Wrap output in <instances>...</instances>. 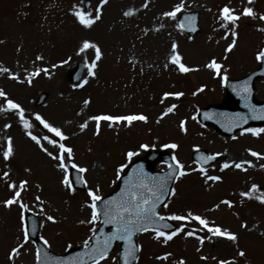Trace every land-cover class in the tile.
<instances>
[{"label": "rangeland", "instance_id": "374dc122", "mask_svg": "<svg viewBox=\"0 0 264 264\" xmlns=\"http://www.w3.org/2000/svg\"><path fill=\"white\" fill-rule=\"evenodd\" d=\"M147 2L148 7L144 8L145 0H108L102 9L101 20L91 29H85L73 17V5L94 14L99 0H0V41H3L0 43V66L11 68L23 79L24 70L32 71L35 57L43 55L44 61H37L36 66L50 71V78L41 74L30 86L0 76V89L25 108L34 135L51 136L32 118L33 113H39L62 128L68 136L64 143L74 150L72 162L88 169L83 174L88 183L82 191L75 189L73 193L66 189L60 183L62 173L55 166L57 162L41 152L24 134L18 118L10 112L0 113V145L7 136L13 137L16 154L7 165L0 159V176L10 169L12 180L17 183L21 179L29 181L28 190L22 193L23 202L29 206L25 214L35 213L40 221L39 236L48 241L47 246L52 252L63 254L69 248L84 245V240H89L99 223V219L95 224L80 223L91 219V209L85 206L90 202L88 189L95 191L98 188L97 194L101 197L113 191L117 169L130 162L125 155L128 151L137 153L134 159L147 149H164L175 155L189 174L175 179L171 189H175L176 194L170 193L166 201L168 207H160L159 213L163 216L186 215L192 211L210 223L234 232L238 243L214 237L211 241L206 238L200 245L195 237L186 238L181 233L165 245L152 239L151 232L140 233L137 244L142 247L134 264H176L180 259L186 264H217L221 259L234 260L235 264H264V205L239 196L253 183L260 188L257 195L264 193V169L260 168L264 160L251 157L246 151L252 149L264 153V134L259 137L250 133L241 135L242 130L232 136H223L214 127L201 125L196 118L199 108L208 103H221L225 95L224 82L204 64L214 57L227 70V77H241L258 67L255 54L264 48V31H260L264 29V21L242 17L237 22V47L225 53L230 39L221 38L224 29L217 20L219 8L226 3L237 11L250 6L259 15L264 14V0H253L252 5H246L245 0H184L182 12L197 11L199 14L200 30L191 39L177 27L182 12L175 20L162 17L164 11L171 10L180 0ZM128 9L135 10V15L124 17L122 13ZM154 23L159 31L152 29ZM85 39L97 43L103 57L95 69V77L88 76L86 66L81 81L71 84L68 71L78 61L85 63L87 59L90 63L94 58L93 50L76 54ZM173 41L179 46L183 62L199 71L182 74L172 65L164 68ZM65 60L68 63L61 64ZM53 64L58 67L52 68ZM85 79L87 84L82 88L75 87ZM199 88L204 90L197 91ZM165 92H183L184 95L179 99L169 97L161 104ZM43 93L45 98L37 104ZM255 98L264 100V77L255 81ZM86 99L91 101L87 106L83 103ZM173 104L177 105L174 113L157 124L161 112ZM101 113H143L148 117V123L135 122L130 128L109 129L102 122L100 135L94 136V122L90 121L88 128L80 131V123ZM182 120L186 121V133L179 129ZM6 123L11 127L5 130L3 125ZM259 128H264V124ZM42 143L56 151L46 142ZM166 143H177L179 148H165ZM141 144L148 145L147 149H141ZM197 146L211 154H223L207 167L208 174L221 176V181L205 184V178L198 171H192L198 168L191 159ZM241 159L251 160L254 167L247 172L234 168L220 171L224 162ZM25 168L31 172H25ZM156 169L164 170L165 166L158 164ZM10 196L5 181L0 180V264H36L34 242L31 239L27 243L23 241L21 224L25 223L20 219L19 207L3 206L2 202ZM36 196L42 204L36 201ZM224 199L231 201L233 207L220 204L218 209L215 208ZM47 215L53 216L56 222L48 221ZM172 222L176 227L180 225V222ZM241 224H247V228H241ZM199 227L195 221L185 222V231L197 229V235L206 237V231H199ZM21 243L24 247L20 255L9 260L11 248ZM238 250L245 251L246 256H237ZM117 251L118 247L101 264H116L117 259L112 258H117ZM168 252L172 255L167 260L156 259ZM202 256L207 259L202 260Z\"/></svg>", "mask_w": 264, "mask_h": 264}, {"label": "snow or ice", "instance_id": "6c2138e0", "mask_svg": "<svg viewBox=\"0 0 264 264\" xmlns=\"http://www.w3.org/2000/svg\"><path fill=\"white\" fill-rule=\"evenodd\" d=\"M108 3V0H99L98 6L95 8V13L93 14L91 11L86 10L85 8L78 7L73 5L72 15L75 20L85 29H91L97 21L101 20L102 17V9L104 5ZM246 5H252L253 0H245ZM144 8L148 7V2L145 0L143 4ZM185 8L184 0H180L179 4H176L172 7L169 11H164L162 13V17L175 20L177 18V14L181 13ZM122 15L124 17H131L135 15V10L128 9L123 11ZM242 17H250L254 19H259L260 21H264V14H257L252 7L250 6H243L239 11L232 8L229 4H224L222 7L219 8L217 20L219 22L220 28L224 29V34L221 37L224 40H229L230 42L227 43L226 47L224 48L225 53L232 52L237 47V42L239 38V34L237 32L238 21ZM197 17L195 14L185 15L183 21L178 24V28L181 30L185 29L187 25V30L189 32H196ZM160 27H163L161 25ZM155 31H159V29H155ZM260 31H264V29H260ZM145 34L147 32L145 31ZM191 39V37H189ZM3 43V41H0ZM178 44L173 41L170 46V53L166 56V63L164 64V68L167 69L169 65L174 66L175 70L179 73L186 74L192 71H199L198 68H193L187 66L183 62L182 55L178 52ZM88 50H93L94 58L89 63L87 59H85V64L88 68V76L95 77L96 72L95 69L98 66V62L102 59L103 53L99 45L95 42L90 40H83L80 44L77 55L82 53H86ZM19 51V49H17ZM226 58V57H225ZM71 57H69V60ZM255 59L260 62L264 63V48L258 49L255 54ZM44 61L43 55H37L35 60L33 61V70L28 71L27 69L24 70L25 75L23 79H21L20 75L13 72V70L6 66H0V76H5L7 79L15 81L16 83H27L29 86L32 84L33 80L36 77H39L41 74L48 76L50 78V71L48 68L38 67L36 66V62ZM131 62V61H130ZM68 63L67 60L62 61L61 64ZM52 68L58 67V65L53 64ZM204 67L210 71H212L215 76L220 77L222 82H227L228 77L226 75V69L223 68V65L218 63L217 60L213 57L209 61L204 64ZM88 81L85 79L82 83L75 85V87L82 88ZM204 89L199 88L197 91L202 92ZM236 89L234 88V91ZM251 92V89L248 87L247 81H245L239 91L238 94L242 93V100L245 101V107L249 109L251 113L250 117L238 115L235 119L239 122H246L247 119H261L264 120V109L257 110L253 105L248 103V96ZM196 93H193L195 95ZM184 95L183 92H165L160 100V103L163 104L164 100L169 97H174L179 99ZM84 105L87 106L91 103L90 100H84ZM177 105L173 104L165 108L156 123L159 124L161 120L167 117L169 114H173L174 110L176 109ZM13 113L19 121V124L22 126L24 130V134L34 142L40 149L41 152L46 154L51 160L56 161V167L62 173V179L60 183L69 191L75 192L74 182L71 179V175L69 172V168L75 169L80 175L76 178L75 183L83 184L87 186V180L85 179L84 175L88 172V169L85 167H81L75 162L74 160V150L72 147L67 146L64 141L68 140V136L65 135L64 131L61 127H57L47 121L42 115L39 113H33L32 118L42 125L44 129L47 130L49 135L37 136L34 135L31 129L33 128V124L30 122V119L25 115V108L16 100L10 98L8 93L4 89H0V113ZM195 120V117H192ZM211 115H206L205 119H211ZM94 122V136H99L101 132V123H106L109 129H115L117 127L123 126L124 128H130L135 122H142L148 123V117L143 113H131V114H124V115H112L108 113H101L97 115H91L87 117V119L79 124V129L81 132H84L88 126L89 122ZM10 124H4L3 128L6 130L10 128ZM179 129L182 132H187L186 128V121H180ZM245 133H250L254 137H259L261 134H264V128H245L241 135ZM235 139V137H233ZM46 142L47 145L52 146L53 149L56 151L49 150L48 147L45 146ZM141 149H147L148 145L141 144L139 145ZM163 147L176 150L179 148L177 143H166ZM194 151L197 153L200 152L199 147H195ZM249 156L256 158L257 160H264V153H260L254 151L252 149H246ZM16 154V148L14 145L13 137L7 136L3 141V144L0 145V159L7 165L12 158H14ZM126 158L131 161V159L137 155L135 151H128L126 154ZM223 155L222 153H215L211 155H197L196 161L199 163V167L192 169V171H198L204 178L205 184L209 181L211 182H219L222 180L221 176L218 175H209L207 168L204 165L209 164L212 161H215L217 157ZM172 163L169 164V169L171 170L169 173V178H176L179 179L185 175H188L189 172L185 171V165L180 162V160L173 155L172 156ZM70 162V163H69ZM127 167L126 164H121L120 167L117 169V178L121 172ZM254 167V164L251 160L241 159L237 161L231 162H224L220 165V171L223 172L226 169L234 168L240 170L242 172H247L249 168ZM261 169H264V164L260 165ZM25 172L30 173L31 169L25 168ZM0 180H4L8 190L11 193L10 198L4 200L3 206L5 208H11L13 205H17L20 209V219L23 222L25 219V212L29 211V206L23 202L22 193L28 190L29 181L27 179H21L17 183L16 181L12 180L11 178V170L3 171L2 176H0ZM127 187L126 189L122 190L119 198H113L111 200L103 201L104 203V210H103V223L110 224L113 226L112 231L106 234L103 240H100L99 237L96 238V242L89 246V240H84V247L88 249L85 255L89 257L92 261V264H101V261H104L109 256V249L113 241L120 240L124 241L125 247L123 249L122 254V261L123 264H131L133 260L137 258V253L141 251V245L135 243L133 241V236L137 233H152V239L157 242H162L163 244L167 245L168 242L172 241L173 238L181 233L187 237H195L200 245L204 244L205 239L207 238L209 241L212 240L214 237H223L229 241L234 243H238V236L234 233L229 231L226 228H222L219 225H216L214 222H209V220L201 215L194 214L192 211H188L186 215H179V214H171L168 216H162L158 213L157 207L161 204L162 198L171 193V195H175V189H169L167 187L166 181L161 178H147V177H137L135 181L129 180L126 181ZM37 188L40 185H36ZM99 189L97 188L95 191L91 188L87 191V196L90 198V202L86 203L85 206L91 209V219L87 221H80V223H88V224H95L97 220L101 216V212L97 208V202L102 201L103 198L97 194ZM260 191V188L257 184L253 183L247 191H241L239 196L242 198H247L249 200H256L261 205H264V193L257 195ZM36 201L40 202L41 204L43 201L40 200L39 196L35 197ZM220 204L226 205L229 208L233 207V203L227 199L221 200L219 204L215 205V208H219ZM163 207L167 208L168 204L164 203ZM41 212L43 209L41 208ZM46 219L55 223V218L51 215H47ZM166 220L177 221L180 222V225L170 232H166L163 229L171 228V225L168 223H164ZM195 221L200 227L199 231H206L208 234L205 236L197 235V229H193L191 231H185V222ZM241 228H247V224H241ZM21 230L23 232V241L24 243L28 242V231L26 226L22 223ZM35 230V228H34ZM43 239V238H41ZM91 239V238H89ZM44 244L47 246L48 241L44 240ZM24 247V244H18L15 247H12L8 259L14 260L16 257L20 255L21 249ZM70 247V246H69ZM197 251H200L198 248ZM35 262L36 264H84L82 259L72 258L68 260L61 261L59 259L53 260L52 258L48 257L47 253H41L39 248L35 251ZM172 254L170 252L165 253L162 256H157V260H167ZM237 256L243 258L246 256V252L243 250H238L236 253ZM114 261L117 259L116 257L112 258ZM202 260H206L207 257L202 256ZM213 259H216L213 257ZM176 264H186L183 259H180L176 262ZM217 264H235V261L221 259L217 261Z\"/></svg>", "mask_w": 264, "mask_h": 264}, {"label": "water", "instance_id": "95a60500", "mask_svg": "<svg viewBox=\"0 0 264 264\" xmlns=\"http://www.w3.org/2000/svg\"><path fill=\"white\" fill-rule=\"evenodd\" d=\"M190 14H195L196 17L198 18V14L196 12L184 13L181 17V21H183L185 15H190ZM197 22H198V19L196 20V26H197V30H198L199 27H198ZM184 30L187 31L190 35H193L195 33V32H189L187 30V25L185 26ZM84 67H85L84 63L79 62L73 70L69 71L68 76H69L71 83H75L81 79V77L83 75ZM258 76H264V63H261L260 68L257 69L256 71L250 73L246 78H243L242 80H239V81H228V84H227L228 89H229L228 98L232 99L235 103V107L233 109L225 108L222 106H209L206 109H203L199 112L200 120L203 123H210V124L216 125L223 133H226V134L227 133L231 134L236 129L244 127V126L249 125V124H256V123L264 122V120L252 119V118L247 119L246 122H239L235 119L238 115H242V116H246V117L251 116L249 109L247 107H245V101L242 100V98H241L242 93L238 94V91H239L241 85L245 81H247L248 87L251 89V92L248 96V103L253 105L257 110L264 109V102L263 103L257 102L253 98L254 89H253L252 85H253L254 79ZM234 88L236 89L235 91H234ZM45 96H46L45 93L40 95V97L38 99V104H40L43 101ZM206 115H211L212 118L211 119H205ZM201 154L208 155L204 151L200 150L199 153L195 152L193 154V159L196 160V156L201 155ZM159 161L166 163L167 167L169 166V164L172 163V159H171L169 154L161 152V151H155V150H150L145 155L134 160L130 165H128V167L125 169L124 173L120 177L119 183L117 185V189L115 191H113L111 194H109L108 196L104 197L102 201L97 202V208L101 212V216H100L101 224H100L99 228L91 236V239H90L91 243L89 246H91L92 244H94L96 242L97 237H99L100 240H103L104 236L112 231V228H113L112 225L103 223V220H104V217H103L104 203H103V201L111 200L113 198H119L122 190L126 189V187H127L126 181H129V180L135 181L137 179V177H140V178H143V177L161 178V179H164L166 181L167 187L170 189V186L173 182L174 177L169 178V173L171 171L169 169V167L166 171L158 172V171L154 170L155 164ZM207 165H204V167ZM78 176H79V173L77 171L72 172V179L74 181L75 186L80 188V189H83V187H84L83 184L75 183L76 178ZM168 194L162 198L161 204L158 205L157 209L166 201ZM27 220H28L29 236L35 239V241L37 243V247L41 250L42 254L47 253L48 257L52 258L53 260L59 259L61 261H64V260H68V259H72V258H78V259H82L84 261V264H92V261L89 259V257L87 255H85V253H86V251H88V249H85L84 246L71 249L64 255H57V254L52 253L37 238V235H36L37 229H38L37 220L31 214L28 215ZM164 223H168L169 225H171V228L163 229V230H171L174 228V226L168 220L164 221ZM34 228H35V230H34ZM108 229H109V231H108ZM137 235H138V233L133 236V241L135 243H136V236ZM116 244H118L120 246V251L118 253V264H123L122 254H123V249L125 247L124 241H120V240L113 241L111 244V247L109 249V252H111L113 250V248L115 247ZM134 261L135 260H133L131 262V264H133Z\"/></svg>", "mask_w": 264, "mask_h": 264}, {"label": "bare ground", "instance_id": "6f19581e", "mask_svg": "<svg viewBox=\"0 0 264 264\" xmlns=\"http://www.w3.org/2000/svg\"><path fill=\"white\" fill-rule=\"evenodd\" d=\"M155 23H156V22H155ZM155 23L151 25L153 30L157 29V26H156ZM199 62H200V61H199Z\"/></svg>", "mask_w": 264, "mask_h": 264}]
</instances>
